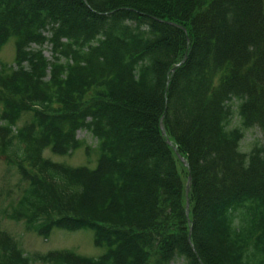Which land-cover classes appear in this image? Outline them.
I'll list each match as a JSON object with an SVG mask.
<instances>
[{
  "label": "trees",
  "instance_id": "trees-1",
  "mask_svg": "<svg viewBox=\"0 0 264 264\" xmlns=\"http://www.w3.org/2000/svg\"><path fill=\"white\" fill-rule=\"evenodd\" d=\"M11 37L0 156L26 184L0 213L107 248L29 255L0 228V264H264V0H0ZM81 129L96 167L43 156Z\"/></svg>",
  "mask_w": 264,
  "mask_h": 264
},
{
  "label": "rangeland",
  "instance_id": "rangeland-1",
  "mask_svg": "<svg viewBox=\"0 0 264 264\" xmlns=\"http://www.w3.org/2000/svg\"><path fill=\"white\" fill-rule=\"evenodd\" d=\"M46 34L49 33L46 32ZM33 47L37 48L36 45H33ZM43 53L51 58V47L48 43L43 46ZM15 57V38L11 37L6 43L0 45V70H11ZM1 108L0 105V110ZM30 119L31 113H25L19 124L28 122ZM77 136L81 141V145L71 153L66 155L56 154L48 147L43 151V156L73 167H96L99 155L96 138L87 129L79 130ZM262 139L263 134L259 128H250L246 130L241 148L248 151L255 143L261 142ZM25 184L26 182L21 179L16 167L10 166L4 157L0 156V210L19 196ZM0 228L9 233L17 241L19 247L29 255L65 249L81 255L97 257L104 253L107 248L106 246H96L94 244V231L89 228L67 230L56 227L48 236H43L28 229L23 222H16L4 216L2 217L1 213Z\"/></svg>",
  "mask_w": 264,
  "mask_h": 264
},
{
  "label": "water",
  "instance_id": "water-1",
  "mask_svg": "<svg viewBox=\"0 0 264 264\" xmlns=\"http://www.w3.org/2000/svg\"><path fill=\"white\" fill-rule=\"evenodd\" d=\"M175 68H173V70H174ZM162 126V129H163V132H165L164 131V128H163V125H161ZM169 143H171L170 141H169ZM180 159H182L183 161H184V163L185 164H187V162L180 156ZM190 180H191V176L189 175V177H188V180H187V186H186V193L188 194V192H189V189H190ZM186 210H187V214H189V200L187 199V205H186ZM190 236V235H189Z\"/></svg>",
  "mask_w": 264,
  "mask_h": 264
}]
</instances>
